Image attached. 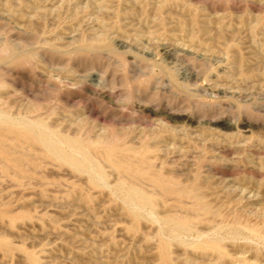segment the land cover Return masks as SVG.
Listing matches in <instances>:
<instances>
[{
  "label": "rangeland",
  "instance_id": "obj_1",
  "mask_svg": "<svg viewBox=\"0 0 264 264\" xmlns=\"http://www.w3.org/2000/svg\"><path fill=\"white\" fill-rule=\"evenodd\" d=\"M0 124L42 137L0 159V264H164L162 242L173 264H264V0H0ZM105 138L197 177L212 212L139 200L155 189L92 151Z\"/></svg>",
  "mask_w": 264,
  "mask_h": 264
},
{
  "label": "bare ground",
  "instance_id": "obj_2",
  "mask_svg": "<svg viewBox=\"0 0 264 264\" xmlns=\"http://www.w3.org/2000/svg\"><path fill=\"white\" fill-rule=\"evenodd\" d=\"M5 47H7V46H5ZM102 47H105V49H107V51L114 52L113 47L110 44L102 46V45L97 44V43H91V42L88 43L89 51L92 50V51L98 52V50H100ZM10 51L12 52V48ZM89 54H93V53H89ZM78 56L79 55H77V57ZM21 58H24V57L21 56L18 59L21 60ZM79 59H81V57ZM22 60H24V59H22ZM139 89H140V87H139ZM174 111H163L162 114L169 117V119H172V120L179 119V121L181 120V121L188 122V123H195V122L198 123L199 122L198 120H200V119H197V117L194 115H191V114L186 115L183 112H174ZM199 111H200V109H199ZM195 113L197 114V112H195ZM157 114H158V112H157ZM206 123L211 125V126H214V127L220 128V129H224V130H229V129L235 128V127L239 126V123H240V128L241 129L243 128V130H246V131H248L250 128L255 126L253 123H251L247 119L244 121L237 122V121L231 120L228 117H218V116L215 119L207 120ZM237 129H239V128H237ZM112 135H113V133H112ZM116 137L117 136L115 135V138ZM115 138L110 140V141H108V140L106 141V139H108V138H105V141L95 142V143L90 144L89 146L91 147L93 152L100 154L102 156V158L104 157L106 159V161H108L111 164V166H113L118 171L120 176H123V177H126L127 179H130V180H132V182L133 181H135V182L139 181L138 183H140V181H141V182H144V184L147 183L148 185L153 187L152 188L153 190L155 189V192H145V190H144V191L138 193L139 200L153 204L160 199L161 200L162 199H171L168 201H174L175 203L181 204V202H183L184 200L189 199L191 201V203H190L191 208L190 207H188V208H190L192 210V212L197 213V215L198 214H207L208 215L209 213L212 212L213 209L211 210V208H210L211 206L209 207V203L206 199V194L203 191V187H205V186H203V187L201 186L202 182L197 177L193 178L194 177L193 176L192 177L193 180L191 179L192 181L188 182L186 184L181 183L182 181L180 182L177 179H175L169 175H166L167 173L164 174V173L154 169V167L152 166V164L149 160L152 150H150L147 146L143 145L139 149L135 148V149H137V150H135L133 147H132L133 148L132 149L130 146H126L125 144L124 145L120 144V143H122V141L119 140V142H118V140ZM41 139H42V137L35 135V133H33L30 129L21 128V127L13 126V125L0 124V159L3 160L7 166L18 167L20 165V163H22L21 162L22 157H14V156L9 155L10 151H8L9 153L6 152V150H5L6 146L5 145L7 143H9V144H12L15 146H25V147L30 148V147L35 146L37 143H39V141ZM71 143H73V145L76 147L79 145V141H77V140H74V142H71ZM144 144H146V143H144ZM34 148H36V147H34ZM54 148L56 150L57 147H54ZM48 151H51V150H48ZM206 187L208 189H210V188H212V184L208 183V185H206ZM170 217L168 216V218H167L169 222H173L176 224H182V225L183 224L184 225L190 224V220L186 221L183 219H176V218L173 219ZM205 218H206V216H205ZM201 219H203V217ZM252 230L255 231V228H253ZM213 241L214 240L206 241L205 243H203L200 246V248L203 251H206L207 249L208 250L212 249L215 251L217 250L216 252L221 253L220 252V246L216 243V240L214 242ZM7 246H8V244L4 240L0 241V248H4ZM158 249H159L158 252H159V256H160L159 260H161L164 264H173L171 262V258L169 256L168 244L165 242H162V243H160ZM29 259L31 260V262L33 264H38L37 259L34 256L29 255Z\"/></svg>",
  "mask_w": 264,
  "mask_h": 264
}]
</instances>
